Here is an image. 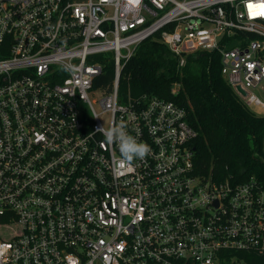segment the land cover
<instances>
[{
  "label": "built area",
  "instance_id": "2783aa9c",
  "mask_svg": "<svg viewBox=\"0 0 264 264\" xmlns=\"http://www.w3.org/2000/svg\"><path fill=\"white\" fill-rule=\"evenodd\" d=\"M155 35L179 67L217 53L240 99L261 103L264 0H0V264H242L237 254L264 253V189L197 175L186 110L122 92L126 65ZM121 121L150 146L144 159L124 161L97 130Z\"/></svg>",
  "mask_w": 264,
  "mask_h": 264
},
{
  "label": "trees",
  "instance_id": "16d2710c",
  "mask_svg": "<svg viewBox=\"0 0 264 264\" xmlns=\"http://www.w3.org/2000/svg\"><path fill=\"white\" fill-rule=\"evenodd\" d=\"M102 79L105 85L112 81L110 67ZM121 90L132 98L163 99L186 110L197 133L192 142L197 175L235 184L255 180L264 189V116L250 109L224 79L220 55L190 54L179 67L155 35L138 46L126 65ZM237 256L242 264H264V253Z\"/></svg>",
  "mask_w": 264,
  "mask_h": 264
},
{
  "label": "clouds",
  "instance_id": "9594fccd",
  "mask_svg": "<svg viewBox=\"0 0 264 264\" xmlns=\"http://www.w3.org/2000/svg\"><path fill=\"white\" fill-rule=\"evenodd\" d=\"M63 68L66 72L74 71L71 65H64ZM126 129L127 125L123 121L117 125H113L106 131L102 127L97 128V130L103 133L108 144L119 145V150L124 161L131 162L134 159H144L151 152L150 146L147 143L137 141Z\"/></svg>",
  "mask_w": 264,
  "mask_h": 264
},
{
  "label": "crops",
  "instance_id": "0c3cea01",
  "mask_svg": "<svg viewBox=\"0 0 264 264\" xmlns=\"http://www.w3.org/2000/svg\"><path fill=\"white\" fill-rule=\"evenodd\" d=\"M259 97H260L261 103L256 104L255 107L253 108V110L258 115L264 116V97H261L260 94H259Z\"/></svg>",
  "mask_w": 264,
  "mask_h": 264
},
{
  "label": "water",
  "instance_id": "95a60500",
  "mask_svg": "<svg viewBox=\"0 0 264 264\" xmlns=\"http://www.w3.org/2000/svg\"><path fill=\"white\" fill-rule=\"evenodd\" d=\"M238 92H239L242 96H246V93H245L243 90H241L240 88L238 89Z\"/></svg>",
  "mask_w": 264,
  "mask_h": 264
},
{
  "label": "rangeland",
  "instance_id": "374dc122",
  "mask_svg": "<svg viewBox=\"0 0 264 264\" xmlns=\"http://www.w3.org/2000/svg\"><path fill=\"white\" fill-rule=\"evenodd\" d=\"M259 94H260L261 97H264V92H260ZM263 150H264V140H263Z\"/></svg>",
  "mask_w": 264,
  "mask_h": 264
}]
</instances>
